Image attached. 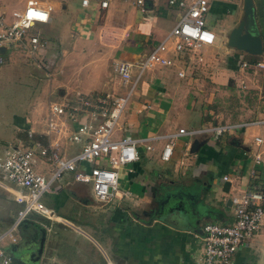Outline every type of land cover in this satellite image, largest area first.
I'll list each match as a JSON object with an SVG mask.
<instances>
[{"label":"crops","instance_id":"crops-1","mask_svg":"<svg viewBox=\"0 0 264 264\" xmlns=\"http://www.w3.org/2000/svg\"><path fill=\"white\" fill-rule=\"evenodd\" d=\"M39 1L53 10L61 3L67 13L66 23L52 34L58 41L56 47H68L60 52L63 56L58 63L52 62L58 76L54 75L56 83L51 81V89L58 90L59 101L45 99L43 93L34 97L31 112L7 147L26 144L28 131L35 133L36 140L47 142L41 132L48 102H73L77 93L93 99L104 93L125 97L131 84L115 74L114 63L143 62L178 21L167 27L169 17L181 15L168 8L164 0H146L144 12L139 11L135 0H89L87 7L79 0L80 9L73 7L74 0ZM103 1L107 2L105 9L100 7ZM252 1L263 54L251 56L227 44L231 30L245 20L243 0H227L230 5L214 1L210 7L216 12H208L206 20L216 35L214 45L199 49L203 55L195 51L176 57L168 54L175 62L173 66L145 71L138 95L118 121L113 140H135L139 155L137 162L120 170V188L128 195L113 204L100 205L93 200L90 186L75 183L69 173L70 177L63 178L56 191L47 195L61 214H56L53 221L42 217L24 221L40 230L37 237L44 240L40 264H71L69 254H64L70 245L57 238L58 230L67 229L83 237L75 244L79 264L103 261L104 248L110 253L104 254L108 264H197L203 249V227L232 224L231 199L253 189L264 191V152L254 140L260 137L264 141V124H252L264 120V69L255 66L264 65V0ZM228 6L233 7L227 10ZM219 10L220 14L226 10L222 17L217 14ZM52 13L47 25L52 24ZM74 35L86 36L89 41L74 44L70 39ZM42 40L38 48H43ZM243 62L250 69H242ZM111 65L115 74L112 78ZM34 72L40 78L51 76L39 66ZM179 72L184 76L179 77ZM227 92L231 93L229 97H225ZM231 98L233 103L229 102ZM226 125L236 127L218 137L210 133L193 137L178 134L180 129L189 132ZM76 128L77 124L71 123L70 131ZM171 137L173 153L168 162H163L161 153ZM59 143L64 156L80 150V145L65 139ZM259 152L262 161L256 168L254 156ZM255 168L257 174L252 177ZM43 174H48L47 169ZM162 206L172 207L175 216L170 210L164 215L173 216L175 223L170 217L166 221L157 217ZM97 211L106 215L96 217V224L87 214ZM230 264H264V216L259 230L239 247Z\"/></svg>","mask_w":264,"mask_h":264},{"label":"built area","instance_id":"built-area-1","mask_svg":"<svg viewBox=\"0 0 264 264\" xmlns=\"http://www.w3.org/2000/svg\"><path fill=\"white\" fill-rule=\"evenodd\" d=\"M164 1L168 8L181 12L179 20L150 50L143 62L136 65L118 61L113 65L115 74L124 83L131 84L125 97L114 99L111 109L108 95L93 99L77 93L73 102H50L41 132L47 142L36 140L35 133L28 131V145L4 149L0 156V188L10 194L19 209L11 226L0 235V264H12L1 243L6 241L8 244H16L17 231L30 214H37L49 221L56 219L54 212L42 205L40 200L56 191L58 186L53 185L64 173H71L75 183L89 185L93 200L100 205L113 204L128 195V192L120 188V170L139 160L136 141L128 137L113 140L115 127L128 97L145 71L174 65V60L168 54L176 57L185 51L212 46L216 41L215 33L206 23L208 0ZM88 2L81 0V5L87 7ZM135 5L141 12L146 10V0H135ZM100 7L105 9L107 2H101ZM52 11V6L39 0H25L23 5L11 10L9 14L0 11V66L4 64V56L11 45L20 44L29 50H37L41 38L39 34L31 32L36 25L49 24ZM255 66L264 69L263 64ZM250 67L246 62L241 63L242 69ZM178 76L183 77L184 73L179 72ZM71 123L77 124L73 131H70ZM252 124H264V120ZM234 127L226 125L189 132L180 129L178 134L193 137L210 133L218 137ZM173 137L161 153L163 162H168L172 156ZM62 139L80 145V150L70 156L62 155L59 143ZM254 140L259 150L264 152L262 138L256 137ZM261 161L259 152L254 156L256 168ZM83 166H87V169L81 170ZM256 168L252 169V177L257 174ZM44 169L50 175L48 179L43 174ZM227 180L224 177V181ZM231 204L232 224H207L203 227V249L199 264H230L239 247L259 230L264 216L263 190L253 189L233 197Z\"/></svg>","mask_w":264,"mask_h":264},{"label":"rangeland","instance_id":"rangeland-1","mask_svg":"<svg viewBox=\"0 0 264 264\" xmlns=\"http://www.w3.org/2000/svg\"><path fill=\"white\" fill-rule=\"evenodd\" d=\"M214 1L223 2L230 5L229 4L230 2H226L227 0H208L209 12L211 11V14L212 12H216L214 10L212 11L210 7ZM24 2L25 0H0V11L9 14L11 10L19 8L21 5H23ZM73 7L75 9H80L79 0L73 1ZM232 7L233 6H228L227 10L232 9ZM85 12L87 11H84L82 16L85 15ZM225 12L226 10H221V14H220V10H219L217 11V14H220L222 17V15L225 14ZM52 16H53V21L51 25H36L31 32V33H38L40 38L44 39L42 40L43 48H38L37 50L32 51L29 50L25 45H20V44L11 45V47H9V49L7 50L4 56V64L0 66V155L2 154L3 149L10 144L11 140L15 139L19 126L22 124L24 118L31 112V107L34 106V97L38 96V94L42 95L43 93L45 99H50V97H52L51 99L53 101H59L58 90L53 91L51 89L52 88L51 81L53 84H55L56 79H53V77L54 75L58 76V74L56 75V72L52 68V62H54L55 64L61 56L60 52L66 51L68 48L64 45H61V48L56 47L58 41L57 39L52 37L54 31L56 29H61L60 28L61 25L63 26L67 21V13L64 14V12L62 11L61 3L54 8ZM225 17L226 15H224L222 19H224ZM7 18L9 19V17ZM179 18L180 16L176 19L170 16L169 19L167 20V27H169L172 22L179 20ZM216 22H218L219 24L220 20L217 19ZM212 30H216V29L212 28ZM70 39L72 43L74 44L80 43V45L81 44L85 45L87 41H89V39H87L86 36L82 37L81 35H74L73 38L70 37ZM194 51L197 52L198 54L203 55L201 53V50H194ZM38 66L44 72L49 73L51 76L49 78H40V76L36 75L34 72V67L38 68ZM38 73L41 74V72L39 71ZM109 73L111 78L112 76L115 75L112 72V65ZM143 77L144 76L141 77V80L138 82L137 86H135L130 96L128 97L127 104L123 109L122 115L126 114L130 102L136 98V95H138L137 91L139 90V87L141 85L140 82L142 81ZM66 80L62 79V82L64 83L66 82ZM51 90L52 92H50ZM234 93H236V90L234 91ZM230 94L231 93L227 92L225 97L227 96L229 97ZM97 95L99 97H105L106 95L110 96L108 98L110 99L109 101L110 109L113 108L112 105L113 100L122 97V95H114L108 93L96 94V96ZM233 101H235L234 98H231L229 100L230 103L231 102L233 103ZM47 104H49V102ZM119 124L120 123H117L115 127V131L118 130ZM126 128L127 127H125V129ZM45 175H46L45 176L46 179H48L50 176L49 174H45ZM68 177H70L69 173H64L62 178L57 182H55L53 186L59 185L60 183H62L63 178L65 180ZM40 202L45 207L51 209L55 215L61 214L60 210H56L54 208L51 197L45 196L40 200ZM171 208H169V206L166 207L162 206L159 213H157V217L159 219H162L161 221H166L165 219H168V217H170L171 222L175 223V218L173 216L164 215L166 211L170 210L169 211L170 214L175 216V211ZM17 210L18 208L14 204L10 194H8L2 188H0V235L3 234V232L6 231L11 226V224L15 220ZM100 210H103V208H100ZM101 214L102 217L105 218L104 214L106 215V213L101 211L88 212L87 217L88 219H90V221L93 222L95 221L96 223L95 220L96 217H98ZM76 217L79 218L80 214H76ZM29 219L34 220L41 218L37 214H30L26 218V221H28ZM57 232L59 234L57 238H59L61 242L64 241L65 244H67L68 246L70 245L69 247H71L70 250L68 249L66 253H64V254H69L67 260L70 261L71 264H79L76 260L79 258L78 256L79 248H77L75 244H79V242L82 241L83 237L80 236L76 231L70 229L58 230ZM1 247L6 251L9 250V246L6 241L1 243ZM104 252H105L104 254H108V255L110 254L108 252V249L106 248H104ZM104 254H103V261L99 262L98 264H108L107 258L104 256ZM199 257L196 259L197 264H199L198 263ZM55 259L59 260L57 258Z\"/></svg>","mask_w":264,"mask_h":264},{"label":"water","instance_id":"water-1","mask_svg":"<svg viewBox=\"0 0 264 264\" xmlns=\"http://www.w3.org/2000/svg\"><path fill=\"white\" fill-rule=\"evenodd\" d=\"M243 10L245 20L241 21L234 29L231 30L227 44L229 47L245 52L251 56H260L263 54V43L255 30L253 1L243 0ZM193 147H196L195 144H193ZM43 242L44 241L42 239L38 249V260L43 251Z\"/></svg>","mask_w":264,"mask_h":264},{"label":"flooded vegetation","instance_id":"flooded-vegetation-1","mask_svg":"<svg viewBox=\"0 0 264 264\" xmlns=\"http://www.w3.org/2000/svg\"><path fill=\"white\" fill-rule=\"evenodd\" d=\"M23 223L17 231V243L8 244L7 254L12 264H40L41 256L39 260L37 258L40 241L42 240L37 237L38 234H41L40 230L38 231L37 228L34 229V226H27Z\"/></svg>","mask_w":264,"mask_h":264},{"label":"trees","instance_id":"trees-1","mask_svg":"<svg viewBox=\"0 0 264 264\" xmlns=\"http://www.w3.org/2000/svg\"><path fill=\"white\" fill-rule=\"evenodd\" d=\"M25 145H28V142H26V144ZM15 204V203H14ZM16 205V204H15ZM17 206V205H16ZM17 208L19 209V206H17ZM18 211V210H17Z\"/></svg>","mask_w":264,"mask_h":264}]
</instances>
